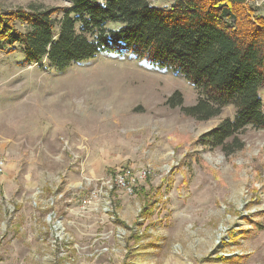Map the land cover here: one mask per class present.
<instances>
[{
    "label": "rangeland",
    "instance_id": "rangeland-1",
    "mask_svg": "<svg viewBox=\"0 0 264 264\" xmlns=\"http://www.w3.org/2000/svg\"><path fill=\"white\" fill-rule=\"evenodd\" d=\"M262 1L248 5L264 16ZM30 6L69 3L0 0ZM23 59L19 46L0 56V264H264L263 130L239 132L228 155L204 148L198 138L235 109L187 116L199 92L130 53L61 72ZM147 166L145 195L93 194Z\"/></svg>",
    "mask_w": 264,
    "mask_h": 264
},
{
    "label": "trees",
    "instance_id": "trees-1",
    "mask_svg": "<svg viewBox=\"0 0 264 264\" xmlns=\"http://www.w3.org/2000/svg\"><path fill=\"white\" fill-rule=\"evenodd\" d=\"M65 1L68 7L0 8V56L19 46L26 65L61 72L102 53H130L199 92L187 116L208 120L226 106L235 109L198 138L204 148L228 155L239 132L264 131V16L249 7L254 0H170L162 8L154 0Z\"/></svg>",
    "mask_w": 264,
    "mask_h": 264
},
{
    "label": "built area",
    "instance_id": "built-area-1",
    "mask_svg": "<svg viewBox=\"0 0 264 264\" xmlns=\"http://www.w3.org/2000/svg\"><path fill=\"white\" fill-rule=\"evenodd\" d=\"M5 168V161L0 157V175L4 172ZM150 172L151 169L148 166L138 170L135 175H132L129 169H122L120 172L114 173L109 179L102 183V185L99 187L98 192H95L93 194L99 193L104 194L106 197H108V193L112 192V190H109L115 187L123 191L127 195H133L140 187V185L146 182ZM107 204L110 205V201H108Z\"/></svg>",
    "mask_w": 264,
    "mask_h": 264
}]
</instances>
